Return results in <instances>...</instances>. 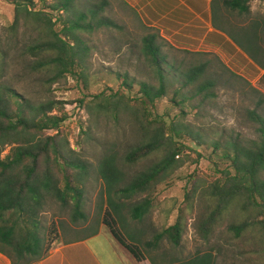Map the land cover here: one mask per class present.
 I'll return each instance as SVG.
<instances>
[{
  "label": "trees",
  "instance_id": "16d2710c",
  "mask_svg": "<svg viewBox=\"0 0 264 264\" xmlns=\"http://www.w3.org/2000/svg\"><path fill=\"white\" fill-rule=\"evenodd\" d=\"M9 1L16 10L14 29L18 26L22 11L37 21L42 38L29 50L38 58L35 67L52 71L53 81L71 77L88 87L91 61L96 50L95 35L104 28L115 39L119 38L118 31L127 34L124 24L104 15L106 6L110 5L108 0H100L94 5L86 4L88 0H79L86 4L87 11L76 6L78 0H42L44 3L40 8L36 7L35 0ZM253 1L215 0L213 7L220 19L222 13L227 16V26L220 27L216 21L217 28L221 32H228L233 42L256 59L257 55L264 53L259 43L264 35V24L256 21L238 30L230 20L231 16L249 17ZM55 13L60 15L55 17ZM138 22L145 33L140 37V51H134L148 63L157 83L137 81L129 71L119 72L117 78L121 87L116 92L103 90L97 95L91 94L88 102L85 99L58 101L38 109L19 99L13 89H2L0 252L8 255L13 264L37 262L59 244L61 234L56 224L49 225L48 233L44 229L41 234V214L49 200L59 201L64 207L72 205L75 219H87L83 211L84 183L81 181L86 165L62 128L67 120L77 121L79 117L82 120L83 109L92 122L100 115L109 116L117 122H120L118 120L122 115H129L135 121L142 141L129 150L127 162L135 164L152 155H159V160L152 167L118 189L121 200L142 198L132 209L135 220L142 222L152 212L151 193L181 166L194 160L190 152H195L197 162L208 158L216 170L208 191L203 194L208 203V213L201 219L199 231L205 239L209 238L217 222L238 207L241 220L236 222L233 219L229 229L241 240L250 236L252 254L264 260V112L258 110L260 106L247 112L256 125V138L251 139L240 133H223L212 141L210 133L202 127L197 128L192 118L215 97L217 73L216 76L208 75L214 61H202L185 69L163 53L164 44L175 49L173 43L163 37L159 29L147 26L140 20ZM218 37L222 43L217 45L221 48L226 44V36ZM123 42L122 45H125L126 41ZM221 68L225 71V66ZM227 73L237 76L229 70ZM135 82L139 83V91L138 95L133 96L131 91ZM164 99L170 102L172 109L178 110L177 114L171 115L169 110L166 114L159 112V103ZM80 123L83 128L80 137L90 134L92 125L84 129L83 123ZM7 146H10V150L2 156L1 152ZM208 148L213 149L211 153L206 152ZM178 156L182 158L177 159ZM104 160L99 175L108 184L111 194L120 179V172L116 168L114 154ZM193 189L188 191V198L196 195L197 187ZM120 205V201L109 196V205L103 211L101 224L108 227L111 235L137 262H143L148 257L140 246L139 238L125 233L121 225L118 216ZM186 226L185 218L179 216L174 224L156 232L153 240L145 244L150 249H156L164 239H168L175 247H180ZM170 262L217 264L212 253L190 260L176 258ZM151 263L159 264L155 259Z\"/></svg>",
  "mask_w": 264,
  "mask_h": 264
},
{
  "label": "rangeland",
  "instance_id": "374dc122",
  "mask_svg": "<svg viewBox=\"0 0 264 264\" xmlns=\"http://www.w3.org/2000/svg\"><path fill=\"white\" fill-rule=\"evenodd\" d=\"M108 1L110 5L106 6L104 15L124 24L127 34L118 31L119 38L115 39L111 37L112 33L104 28L95 35L96 50L92 57L91 74L86 87L82 81L71 77L53 81L52 71L35 67L38 58L31 54L29 47L42 38L38 32L37 21L33 19L34 17L28 16L26 11H22L18 26L14 29L15 5L9 0H0V93L4 88H11L19 99L29 102L33 108L38 109L58 101L85 99L88 102L91 94L97 95L103 90H107V93L116 92L121 87L117 78L119 72L129 71L137 81L157 83L155 76L149 71L148 63L140 59L139 53L134 51L135 49L140 51V37L145 33L144 27L139 24L134 12L129 11L127 7L124 8L123 0ZM35 2L37 8L44 3L42 0ZM77 2V7L86 10V4L94 5L100 0H88L86 4L79 0ZM55 14V17L60 15ZM226 19L225 13H222L221 19L217 17L220 27L227 26ZM230 20L231 25L236 26L238 30L241 27H249L256 21L264 24V1L252 2V14L249 17L231 16ZM57 28L60 26L57 25ZM225 34L226 44L221 48L188 49L174 42L175 49L164 44L163 53L170 61H176L185 69L202 61L211 59L214 61L208 69V75L216 76L217 73L218 85L215 89V97L192 118L197 128L206 129L212 141L221 137L223 133H240L253 139L257 136L256 125L247 112L257 106H260L258 108L260 112H264V53H260L255 59L242 46L233 42L228 32ZM123 41H126L125 45H122ZM259 43L264 52V35ZM221 66H225V71ZM228 70L237 76H230ZM138 91L139 83L135 82L131 93L135 96L138 95ZM169 105L167 99L161 101L158 106L159 112L166 114L169 110L171 115L177 114L178 110L172 109ZM82 120L80 117L77 121L67 120L62 128L69 135L74 149L79 152L78 157L86 165L81 181L84 183L83 211L87 219L82 217L75 219L72 205L64 207L59 201L49 200L45 211L41 214L43 228L41 234L44 229L48 233V226L56 224L61 234L60 241L72 237L78 238L84 225L94 228L101 224L103 211L109 205V196H111L121 202L118 216L125 233L135 235L140 240V246L148 257L143 261L144 264H152L153 259L159 264H174L170 260L176 258L190 260L206 253H212L216 257L217 264H264L263 259L252 254L250 236L241 240L229 229L233 219L236 222L241 220L238 207L231 213H226L217 222L209 238L205 239L203 233L199 231V223L208 213L206 209L208 203L203 194L208 191L209 183L215 177L216 171L210 159L204 158L197 162V153L190 152L194 160H189L181 166L151 193L153 210L142 222H139L133 218L132 209L142 198L121 200L118 198V189L152 167L159 160V155H152L135 164L126 161L129 150L142 141L137 124L129 115L128 117L122 115L118 120L120 122L109 116L100 115L92 122L89 114L83 109ZM80 122L83 123L84 129L92 125L90 134L80 137L83 129ZM9 150L10 146H7L1 152L2 156ZM212 150L208 148L206 152L211 153ZM113 154L116 157V168L120 172V179L110 194L108 184L100 177L99 170L104 159ZM181 158V156L177 157V159ZM194 187H197L196 195L194 198H188V191H193ZM179 216L185 218L187 225L180 247H175L168 239H164L156 249L146 246L145 243L153 240L156 232L174 224ZM105 230L104 233H108L111 237L108 227H105ZM111 238L116 240L113 236Z\"/></svg>",
  "mask_w": 264,
  "mask_h": 264
},
{
  "label": "crops",
  "instance_id": "0c3cea01",
  "mask_svg": "<svg viewBox=\"0 0 264 264\" xmlns=\"http://www.w3.org/2000/svg\"><path fill=\"white\" fill-rule=\"evenodd\" d=\"M215 0H123L141 22L160 30L163 37L188 49L212 50L226 36L217 27ZM209 39L211 41H209ZM95 234H91V232ZM102 224L80 230L78 238L64 239L49 254L32 264H133L132 255L108 233ZM0 264H13L0 252ZM144 264V262H138Z\"/></svg>",
  "mask_w": 264,
  "mask_h": 264
}]
</instances>
